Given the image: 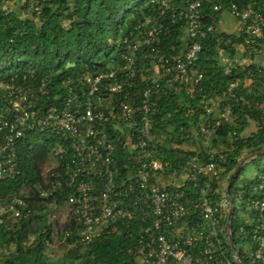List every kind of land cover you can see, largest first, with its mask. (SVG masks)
Masks as SVG:
<instances>
[{"label": "trees", "instance_id": "16d2710c", "mask_svg": "<svg viewBox=\"0 0 264 264\" xmlns=\"http://www.w3.org/2000/svg\"><path fill=\"white\" fill-rule=\"evenodd\" d=\"M156 1L0 0V80L14 77L19 84L24 85H38L41 80H47L49 88L63 100L66 90L61 85L62 80L73 78L76 90L78 79L84 73H99L107 69L111 59L119 55L122 40L134 32L145 16L157 14ZM231 3L241 7L252 5L264 17V0H206L203 4L204 24L214 28L200 40L202 48L195 61V67L203 74L202 90L195 98H190L184 90L163 85L164 90L153 107L154 138L150 147L163 164V169L157 170L158 174L180 172L193 157L205 163L215 162L220 168L218 176L199 175L196 179L187 178L181 185L167 186L184 192L187 215L179 221L178 227L184 223L193 226L204 220L199 204L200 189L206 181H211L212 202H219L228 195V187H222L223 180L229 182L244 154H254L264 149V90H251L246 85V80L252 79L253 86L264 88V66L253 60L245 65H229L222 57L223 54L235 56L238 46L245 48L246 56L254 57L258 50L264 48V40L257 39L253 46H258V49L253 50L252 45L245 41L248 34L244 30L228 32L219 28L222 14L227 12L226 6ZM174 4L181 5V2L175 1ZM217 4H224L225 7L215 11L213 7ZM184 35L183 22L170 23L168 31L160 39L162 49L169 54L181 53L186 48ZM139 65L142 72L150 68L146 74L152 73L150 57L141 55ZM227 66H230L229 72ZM146 82L138 76L128 99L140 93ZM236 82L238 85L234 92L238 99L234 100L225 93ZM220 99L218 110L224 103L230 102L233 117L223 122L212 136V146L203 147V143H199L195 150L182 148L181 145L187 140L196 139L191 128L196 127L200 132L199 122L202 120L207 123L204 106ZM46 100L52 102L53 98L50 95ZM218 110L209 116L211 120L218 119ZM252 122H256L258 128L247 134ZM116 136L120 137L119 134ZM56 142L49 134L39 132H26L17 141L20 173L0 180V199L24 197L25 189H31L27 197L31 213L12 224L8 230L0 227V249L10 248L11 243L14 244V249L10 250L1 264H132L138 252L142 230L152 224L153 215L143 191L138 187L134 192L129 190L131 185L137 186L135 175L139 173L141 163L130 156L119 140L115 147V190L123 194L119 207L128 208L132 217L125 216L121 221L111 224L108 232L83 244L79 241L78 228L70 214L72 222L66 231L59 232V237H65L71 248L59 258L47 254V246L54 242L55 237L50 205L54 202L65 205L68 196L75 191V186L68 187L66 184L63 172L70 152L60 158L58 167L44 172ZM251 161L258 163L256 176L250 182L238 185L247 163L243 165L230 187L229 196L232 201V239L241 260L246 264L248 261L243 249L252 242L250 230L261 221L254 202L260 198L259 184L264 180V153ZM46 180L50 184H57L58 189L55 196L42 198L35 187L39 183L48 187ZM94 180L97 182L94 192L99 194L102 181L98 178ZM241 198L246 203L243 213L247 215V220L238 207L237 201ZM221 221L225 224L226 216ZM68 231L70 235H66ZM164 232L169 233L167 229ZM220 236L224 248L230 252L227 236L223 233ZM30 237L34 238L33 242L25 244Z\"/></svg>", "mask_w": 264, "mask_h": 264}, {"label": "built area", "instance_id": "2783aa9c", "mask_svg": "<svg viewBox=\"0 0 264 264\" xmlns=\"http://www.w3.org/2000/svg\"><path fill=\"white\" fill-rule=\"evenodd\" d=\"M175 1L181 5H175ZM205 1L157 0V14L145 16L134 32L122 40L119 55L111 59L107 69L84 73L78 79L76 90L73 78L62 80L61 85L66 90L63 100L49 88L47 80H41L38 85L19 84L14 77L0 80V180L20 173L17 141L26 132L47 133L56 139L50 154H56L57 164L50 170L58 167L60 158L70 152L63 172L66 184L75 186V191L68 196L65 206L73 216L81 243L92 242L108 232L111 224L127 215L132 217L128 208L119 207L123 194L115 190L117 140L141 163L135 175L137 186L131 185L129 190L134 192L138 187L143 191L153 222L142 230L132 264H246L232 239L229 195L213 203L211 181H206L200 189L199 204L204 220L179 228V221L187 215L184 192L160 183L157 170L162 169L163 164L150 147L154 138L153 107L164 90L163 85L184 90L190 98H195L202 90L203 74L195 67V61L202 48L200 40L214 28L204 24ZM224 7L217 4L213 9L220 11ZM226 10L248 34L246 43L257 50L258 46L253 44L257 39L264 40V17L252 5L241 7L231 3ZM180 22L185 24L186 48L181 53L169 54L161 47V36L168 31L170 23ZM141 55L150 57L151 74H146L150 68L145 72L140 69ZM226 70L229 72L230 66ZM138 76L147 82L140 93L128 99ZM237 85L238 82L231 84L225 93L234 100L238 99L234 92ZM50 95L52 102L46 100ZM204 107L207 123L195 137L207 144L221 124L232 119L233 107L230 102L224 103L215 121L209 117L216 112L212 103ZM187 166L188 179L199 175L214 177L220 173L217 163H205L196 157L190 158ZM95 178L102 181L99 194L94 192ZM48 181V187L42 183L35 187L42 198L55 196L58 189L57 184ZM30 191L25 189L24 197L0 199V227L8 230L31 213L27 200ZM259 193L254 208L261 221L250 230L252 242L243 249L248 264H264V180L259 184ZM224 216L225 224L221 221ZM222 233L227 236L230 252L224 248ZM33 240L30 237L25 244L30 245ZM13 249V243L10 248L0 249V264Z\"/></svg>", "mask_w": 264, "mask_h": 264}, {"label": "rangeland", "instance_id": "374dc122", "mask_svg": "<svg viewBox=\"0 0 264 264\" xmlns=\"http://www.w3.org/2000/svg\"><path fill=\"white\" fill-rule=\"evenodd\" d=\"M14 7V6H13ZM241 47L244 49V51H241ZM225 62L227 64H241V65H245V64H249L252 60L257 62L258 64L264 66V48L261 50H258L257 53L253 56L249 55L246 56V52H245V48L243 46H238V52L235 56L232 57V55L228 56V55H222ZM262 84L264 85V82H262ZM246 85L248 86V88H250L251 90L256 89V90H264V88H256L255 86H253L252 83V79L246 80ZM221 105V99L220 100H215L214 102H212V106L216 109V111L218 110V107ZM205 125L204 121H200L199 122V128L201 129L202 126ZM258 128V125L256 122H252L250 128L247 131V134H251L252 132L256 131ZM199 132L196 127L191 128V133L192 135L195 136V134ZM202 143V141L199 139L196 141L195 138H191L190 140H187L183 145H181L182 148H184L185 150H195L198 147V144ZM212 146V138L209 141V143L207 144H203V147H211ZM252 153L246 152L243 156L242 159L247 158V160L244 162L243 165H245V172L243 174V176L240 178V180L238 181V185H242L243 183H247L250 182L252 178H254L258 172V163L256 162H252L251 159L253 157ZM241 159V160H242ZM57 164V159H56V154H50L46 164H45V169L44 172H48V170H50L52 167H54ZM163 169V168H162ZM161 169V170H162ZM190 173V170L188 168V166H186L185 168H183V170L181 169L180 172L177 171H167L166 173H159V181L160 183L168 186V185H181L185 182V180L188 178V174ZM228 181L226 179L223 180V185L222 187H228ZM238 207L239 209H241L240 211L242 212V214H244V217H246L247 220V215L243 212H245L246 209V203L244 199H238ZM50 209H51V220L54 223L55 226V234H54V242L49 244L47 246L46 252L49 256H51L52 258H59L60 256H62L63 254H65L67 252V250H69L71 248V246L66 242L65 237L60 238L59 237V232L62 230H67V226L70 225V223L72 222L71 220V213L69 211V209L65 206V205H58V204H51L50 205ZM188 224L184 223L182 225H179V228H185Z\"/></svg>", "mask_w": 264, "mask_h": 264}, {"label": "crops", "instance_id": "0c3cea01", "mask_svg": "<svg viewBox=\"0 0 264 264\" xmlns=\"http://www.w3.org/2000/svg\"><path fill=\"white\" fill-rule=\"evenodd\" d=\"M219 28L228 32H239L242 29L241 23L233 18L228 12H224L222 14L221 20L219 22ZM240 50L244 51L242 47Z\"/></svg>", "mask_w": 264, "mask_h": 264}, {"label": "water", "instance_id": "95a60500", "mask_svg": "<svg viewBox=\"0 0 264 264\" xmlns=\"http://www.w3.org/2000/svg\"><path fill=\"white\" fill-rule=\"evenodd\" d=\"M264 153V149L263 150H261V151H259V152H256V153H254V154H252V156L251 157H256V156H258V155H260V154H263ZM248 158V157H247ZM247 158H244V159H242L241 161H240V164L237 166V168L235 169V171H234V173L232 174V176H231V178H230V180H229V183H228V195L230 196V187H231V185H232V183H233V181H234V179H235V176H236V174L238 173V171H239V169L243 166V164H244V162L247 160ZM231 217H232V208L230 209V212H229V219H230V221H231Z\"/></svg>", "mask_w": 264, "mask_h": 264}]
</instances>
